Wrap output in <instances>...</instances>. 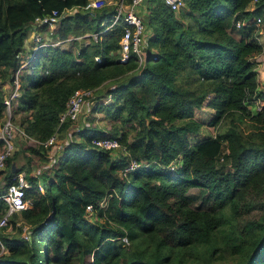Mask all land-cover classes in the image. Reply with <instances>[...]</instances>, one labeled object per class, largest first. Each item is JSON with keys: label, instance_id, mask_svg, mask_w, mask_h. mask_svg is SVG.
Instances as JSON below:
<instances>
[{"label": "trees", "instance_id": "1", "mask_svg": "<svg viewBox=\"0 0 264 264\" xmlns=\"http://www.w3.org/2000/svg\"><path fill=\"white\" fill-rule=\"evenodd\" d=\"M87 1L0 0V70L11 84L26 60L21 54L35 19L77 8L60 19L51 38L65 46L31 47L21 70L12 107L25 114L19 127L29 142L26 166L13 170L18 151L6 159L0 196L24 172L28 204L2 228L10 233H0V249H7L0 264H264V213L245 216L250 196L264 198V107L253 113L247 106L264 97L252 59L264 51L255 23L264 0L253 9V0H185L177 10L147 0L142 64L135 53L118 60L124 22L99 33L97 42L82 38L76 45L79 36L99 32L114 11L111 5L84 10ZM238 21L244 23L237 27ZM78 89L94 90V110L129 124L133 137L92 122L78 130L71 120L61 123ZM4 97L0 89V122ZM206 100L214 111L209 124L221 130L191 141L204 124L194 111ZM69 130L74 137L51 172H33L32 156L46 161L52 148L37 141ZM103 136L123 146L113 151L92 144ZM130 158L142 165L121 175ZM191 188H199L205 207L193 205ZM7 208L0 197V218Z\"/></svg>", "mask_w": 264, "mask_h": 264}, {"label": "built area", "instance_id": "2", "mask_svg": "<svg viewBox=\"0 0 264 264\" xmlns=\"http://www.w3.org/2000/svg\"><path fill=\"white\" fill-rule=\"evenodd\" d=\"M147 0H131L130 2H126L125 0H88L87 3L83 6L84 10L94 11L96 9H100L104 6L111 5L114 7V11L112 14L105 18L101 22V30L98 32L91 33L89 37L79 36L78 39L81 40L82 38H86V41H90V37L92 40L97 42L99 40V33L111 30L115 28L119 23L124 22L126 26L124 27V32L122 37L119 41L120 48L119 58L120 62H126L130 54L135 53L139 64H142L147 56V39L148 33L145 30V25L143 23L141 12L142 7ZM165 4L169 6L173 10H177L181 7L185 6V0H164ZM257 0H253L249 6V9H253L255 7V3ZM252 6V7H251ZM77 8L74 9H66L63 12H59L57 9H53L49 14L44 17H37L33 22V26L36 30L40 27L45 26L46 30L49 29L48 34L49 37L45 40L40 32H35V45L33 46L34 50H37L45 45L48 44H57L61 43L59 40L51 41L50 39L54 36L55 30L59 25L60 19L65 15H70L75 13ZM262 21V17L258 16L255 19V23L257 26L260 25ZM244 22L238 21L236 22V26L239 27ZM45 30V31H46ZM32 57L29 56V59H26L21 63L20 68L17 70L15 74V79L13 81L14 89L12 92L4 97V103L6 108V113L3 114L8 115L9 118L6 122H3L0 127V138L5 142V150L0 153V169L5 167V161L9 156H12L15 149L12 142L13 133L15 132V125L12 121V116L7 113V109L11 108L13 100L18 95L19 89V77L21 74V70L26 67ZM97 61H101V57L99 55L95 56ZM256 62V68L260 71L262 65H264V51L252 58ZM263 69V68H262ZM259 76V75H258ZM260 79V78H259ZM92 89H78L74 92V94L69 99L68 105L66 110L60 116V122L63 123L67 120H71L75 122L79 114L82 111L83 105L85 104L86 100L91 98L93 95ZM248 108L253 112L257 113L261 111L264 107V97L263 96H255L253 100L247 102ZM5 112V110H4ZM18 127V126H17ZM20 128L18 127V130ZM20 132H23L21 129ZM38 143L42 144L44 147L54 146L57 142V133L51 135L45 141H37ZM92 144L96 147L107 149V150H118L122 147L119 138L111 137V136H103V137H95L92 139ZM124 149V147H123ZM142 165L136 159H129L127 165L121 170V175H127L129 172L135 170L136 168ZM17 183H13L9 185L4 193L0 196L3 197L8 205V208L4 215L0 218V230L9 224V219L11 216L19 212L21 209L25 208L28 204L25 201V188L28 187L24 179V172L19 173L17 176ZM87 210H92V205L87 206ZM123 242L125 245H129V240L126 236L122 237ZM7 252V249L2 246L0 249V254Z\"/></svg>", "mask_w": 264, "mask_h": 264}, {"label": "rangeland", "instance_id": "3", "mask_svg": "<svg viewBox=\"0 0 264 264\" xmlns=\"http://www.w3.org/2000/svg\"><path fill=\"white\" fill-rule=\"evenodd\" d=\"M145 5L146 4L143 5L142 9L144 8ZM70 14H71V12H70ZM260 16L262 17V21L260 22V25L258 26V31H259V35H260L259 36L260 40L263 42V46H264V15L260 14ZM45 30H46V28L44 26L40 27L38 30H35L33 28L32 33H31V38H32V40H31L32 46L31 47H33L35 45V41H34V37L36 36L35 32H40L42 34L43 38L45 40H47V38L49 37V34H48L47 31H49V29L46 30V31ZM82 41L83 40H77L76 45H79ZM61 44L63 46H65L64 42H61ZM26 46L29 47L30 44L27 43ZM29 56H30L29 52L28 53L25 52V53L21 54V58L23 60L28 59ZM262 68H261V70L264 71V65H262ZM256 70H257V73L259 75L258 77L260 78L261 83H262L264 77L262 78L261 71H259L257 68H256ZM25 72L26 71H24V70L21 71V76ZM4 73H5L4 71L0 70V89L3 91V93L6 96V95H8V94H10L12 92L13 84H11V82L9 81V75L10 74L9 75H5ZM103 92H105V91H103ZM103 92L100 93V94H103ZM95 104H96V99L95 98L94 99L93 98H89V99L86 100L85 104L83 105L82 111L79 114L78 119L74 122V126H73L74 130L75 129L78 130V128L80 126L87 125L88 122H92V124L98 126L99 128L104 129L106 132L113 133V135L120 136L121 132L126 130V131L129 132V137L128 138L131 139L133 137L134 129L132 127L130 128L129 124H125L124 125V124H122L120 122H118V123L116 122L115 123V121H112L111 118L109 116H107V114L105 113L106 111L104 110V108H101L98 111L94 110V108H95L94 105ZM14 109L11 106V108L7 109V113L12 116V121H13L14 125L16 126L15 127V132L13 133L12 142H13L15 151L19 152V155H18L17 160L15 161V163H16L17 167L20 168V167L26 166V157H25V154H24V149L26 148V146L29 145V142L27 141V139L25 137L21 136V132L19 131L20 129L18 130L20 118H21V116H24L25 114H24V112L14 113ZM213 112H214L213 109L207 105V100L204 102L202 107L195 109L194 117L199 119L200 121H202L204 124L200 128L198 133L196 134L198 136H196V135L192 136L191 137V141L197 140L198 138L201 139V138H205V137L214 136V135L217 134V132H219L221 130V126L210 125L209 124V120L211 119L212 115L214 114ZM4 113H6V108H5V112ZM8 118H9V116L5 115L1 119L0 127H1V124L3 122L7 121ZM115 127L118 129L116 133L113 132ZM57 145H58V138H57V142L55 143L54 146H57ZM53 149H55V148H53ZM53 149L50 151L51 155L55 151ZM35 161L39 162L38 164L37 163L35 164L36 165L35 169L33 167V169H34L33 172H35V173L37 171L36 170L37 168H42L43 167V168H48L50 170V168L52 166V165H49V167H48L47 165H43V164H47V163H45V162H43V161H41L40 159H37V158L35 159ZM49 164H51V163H49ZM21 173H23V172H21ZM0 177H2V176L0 175ZM190 194L193 197V205L194 206H197V207H205L206 206V203L203 201V199H202V197L200 195L199 188H191L190 189ZM263 213H264V198L250 196L247 199V202H246V208H245V216H246V218H256V217L260 216ZM3 232L5 234L6 233L7 234L10 233V231H8L7 229H5V230L1 229L0 233H3Z\"/></svg>", "mask_w": 264, "mask_h": 264}, {"label": "crops", "instance_id": "4", "mask_svg": "<svg viewBox=\"0 0 264 264\" xmlns=\"http://www.w3.org/2000/svg\"><path fill=\"white\" fill-rule=\"evenodd\" d=\"M252 7V6H251ZM33 28L35 29V27L34 26H32L31 28H30V34H29V36H28V38H27V40H26V44H25V46L27 45V43H29L30 44V46L29 47H27L26 46V50L23 52V53H28V52H30V49H31V46H32V43H31V40H32V38H31V33H32V30H33ZM36 30V29H35ZM259 39H260V37H259ZM261 41V40H260ZM262 42V41H261ZM263 43V42H262ZM261 71V74H262V78L264 77V71L263 70H260ZM263 80H264V78H263ZM64 135V136H63ZM74 136L72 135V130H69V131H60V132H58L57 133V138H58V145L57 146H51L52 148H51V150L53 149V148H55V149H53V150H55L54 151V153H52V155L50 154L51 152H49V158H48V160H46V161H44V160H42V159H40L38 156H36V155H33V159H32V163H33V167H34V169L36 168V163L38 164L39 162L38 161H35V159L37 158V159H40L41 161H43V162H45V163H47V164H43V165H47L48 167H49V165H52V163L54 162V159L56 158V157H58L60 154H61V152H62V148H63V146L64 145H66L68 142H69V140L71 139V138H73ZM76 140H78V138L76 137ZM27 147V146H26ZM50 150V151H51ZM18 155H19V153H18ZM55 156V157H54ZM18 157V156H17ZM52 161V162H51ZM49 163H51V164H49ZM15 166H16V168H19V167H17V165H16V163H15ZM21 168V167H20ZM33 169V170H34ZM37 171H36V173H38V172H40V171H47L48 170V172L50 171L48 168H37L36 169ZM51 172V171H50ZM1 176L2 177H0V182H2L3 180V174H1ZM7 230H10V228H7Z\"/></svg>", "mask_w": 264, "mask_h": 264}, {"label": "water", "instance_id": "5", "mask_svg": "<svg viewBox=\"0 0 264 264\" xmlns=\"http://www.w3.org/2000/svg\"><path fill=\"white\" fill-rule=\"evenodd\" d=\"M13 170H14V171L16 170V166H15V164H13Z\"/></svg>", "mask_w": 264, "mask_h": 264}]
</instances>
